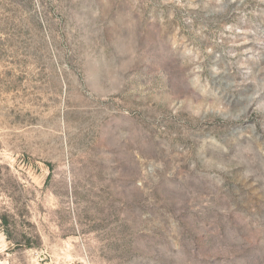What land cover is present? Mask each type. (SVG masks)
Returning a JSON list of instances; mask_svg holds the SVG:
<instances>
[{"label": "rangeland", "instance_id": "1", "mask_svg": "<svg viewBox=\"0 0 264 264\" xmlns=\"http://www.w3.org/2000/svg\"><path fill=\"white\" fill-rule=\"evenodd\" d=\"M0 264H264V0H0Z\"/></svg>", "mask_w": 264, "mask_h": 264}]
</instances>
